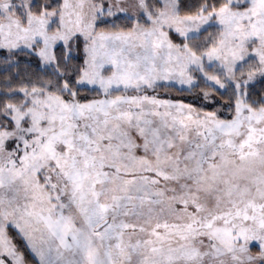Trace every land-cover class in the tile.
I'll use <instances>...</instances> for the list:
<instances>
[{
  "label": "snow or ice",
  "instance_id": "6c2138e0",
  "mask_svg": "<svg viewBox=\"0 0 264 264\" xmlns=\"http://www.w3.org/2000/svg\"><path fill=\"white\" fill-rule=\"evenodd\" d=\"M0 264H264V0H0Z\"/></svg>",
  "mask_w": 264,
  "mask_h": 264
}]
</instances>
